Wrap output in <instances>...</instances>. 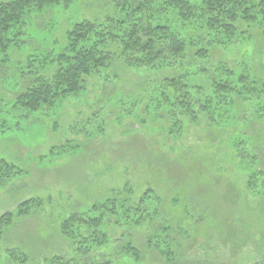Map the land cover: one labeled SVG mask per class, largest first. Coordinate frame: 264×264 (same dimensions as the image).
<instances>
[{"label":"rangeland","instance_id":"obj_1","mask_svg":"<svg viewBox=\"0 0 264 264\" xmlns=\"http://www.w3.org/2000/svg\"><path fill=\"white\" fill-rule=\"evenodd\" d=\"M117 11L115 0L48 8L25 20L24 45L8 57L0 53V162L23 172L0 189V221L8 213L15 216L0 236V264L71 258L75 254L60 233L62 221L119 193L131 206L150 193L148 216L154 218L140 226H108L112 245L119 244L97 254L98 263L263 262L264 194L249 191L256 169L241 156L245 141L247 149L264 142V122L257 121L254 105L237 107L217 123L184 118L178 130L153 102L162 74L116 69L115 62L89 80L87 93L27 117L19 111L17 96L34 82L25 73L29 57L60 50L72 24H105L120 17ZM240 28L250 38H235L228 48L215 51L214 59L236 72L249 67L264 80V42L257 29ZM109 46L118 53L117 43ZM31 200L44 205L18 217ZM128 243L142 254L140 261L124 253Z\"/></svg>","mask_w":264,"mask_h":264},{"label":"trees","instance_id":"obj_2","mask_svg":"<svg viewBox=\"0 0 264 264\" xmlns=\"http://www.w3.org/2000/svg\"><path fill=\"white\" fill-rule=\"evenodd\" d=\"M77 1L0 2V53L8 57L10 50L24 45L26 19L43 15L48 8L60 5L68 8ZM115 4L120 17L109 18L105 24L88 20L74 23L60 50L29 57L25 73L34 82L17 96L24 117L87 93L89 80L101 76L117 62L120 65L116 69L162 74L156 80L153 102L157 111H162V117L171 119L178 130L184 118L198 123L206 117L209 122L217 123L223 114L250 104L254 105L257 121L264 122V80L257 78L249 67L236 72L221 59H214L215 51L228 48L235 38L239 41L250 38L245 36L249 35L248 31H241V26L257 29L258 37L264 42V0H201L199 3L115 0ZM109 42L117 43L118 53L110 51ZM49 69L54 70L50 77L45 74ZM246 142L241 147V156L250 163L252 171L256 169L248 183L249 191L264 194V142L248 149ZM21 175L23 172L16 166L1 161L0 189ZM149 195L131 206V201L119 193L118 197L65 218L60 233L72 244L75 255L66 260L54 257L50 262L117 264L116 260L98 263L95 259L97 254H104L112 247L116 249L119 244L112 245L114 241L107 227L140 226L144 220H152L154 216H148ZM41 205L44 203L40 200L24 203L18 217L29 215ZM14 218L12 213L3 216L0 236ZM123 251L140 261L142 254L132 244L124 245ZM12 257L19 260L16 253Z\"/></svg>","mask_w":264,"mask_h":264}]
</instances>
